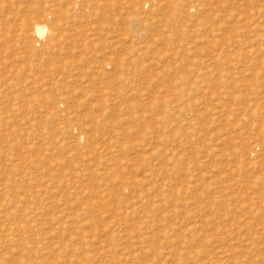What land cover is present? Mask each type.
<instances>
[{"label":"rangeland","instance_id":"rangeland-1","mask_svg":"<svg viewBox=\"0 0 264 264\" xmlns=\"http://www.w3.org/2000/svg\"><path fill=\"white\" fill-rule=\"evenodd\" d=\"M0 264H264V0H0Z\"/></svg>","mask_w":264,"mask_h":264},{"label":"bare ground","instance_id":"bare-ground-1","mask_svg":"<svg viewBox=\"0 0 264 264\" xmlns=\"http://www.w3.org/2000/svg\"><path fill=\"white\" fill-rule=\"evenodd\" d=\"M48 31L49 30L47 29L45 25L35 24L33 27L34 35L36 38H39V39L44 38V36L46 35Z\"/></svg>","mask_w":264,"mask_h":264}]
</instances>
